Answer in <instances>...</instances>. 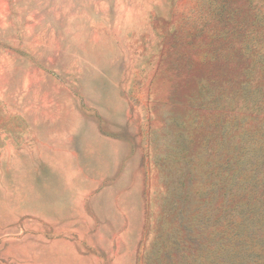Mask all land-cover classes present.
I'll return each mask as SVG.
<instances>
[{
	"label": "rangeland",
	"instance_id": "obj_1",
	"mask_svg": "<svg viewBox=\"0 0 264 264\" xmlns=\"http://www.w3.org/2000/svg\"><path fill=\"white\" fill-rule=\"evenodd\" d=\"M0 264H264V0H0Z\"/></svg>",
	"mask_w": 264,
	"mask_h": 264
}]
</instances>
